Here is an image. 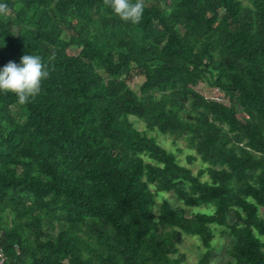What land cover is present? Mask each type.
<instances>
[{"label": "trees", "instance_id": "16d2710c", "mask_svg": "<svg viewBox=\"0 0 264 264\" xmlns=\"http://www.w3.org/2000/svg\"><path fill=\"white\" fill-rule=\"evenodd\" d=\"M0 3V67L55 53L29 103L0 93L5 264H186L183 233L196 264H264V0H146L137 24L103 0Z\"/></svg>", "mask_w": 264, "mask_h": 264}, {"label": "clouds", "instance_id": "9594fccd", "mask_svg": "<svg viewBox=\"0 0 264 264\" xmlns=\"http://www.w3.org/2000/svg\"><path fill=\"white\" fill-rule=\"evenodd\" d=\"M103 5L121 21L137 24L142 20L146 0H103ZM9 12L8 4L0 3V16H7ZM54 60L55 53L49 55L47 62L39 54L22 55L20 63L9 60L0 67V93H11L19 105H26L41 93L42 83L49 78V67Z\"/></svg>", "mask_w": 264, "mask_h": 264}, {"label": "rangeland", "instance_id": "374dc122", "mask_svg": "<svg viewBox=\"0 0 264 264\" xmlns=\"http://www.w3.org/2000/svg\"><path fill=\"white\" fill-rule=\"evenodd\" d=\"M139 79H134L133 82H131V86L134 88L138 85ZM212 92H206L207 95H213ZM131 120L134 122V125L139 130H146L145 124L141 120H136L134 118H131ZM148 135L154 136L157 139V142L164 146L166 149L174 152L180 163L187 165L192 168V170L195 172L199 165V160H196L195 162L188 164L187 162V155H195L193 151L189 150L185 143L180 141H173V138L168 135H162L157 131H147ZM166 199L167 201H170L171 205L173 206H179L180 204L175 200L174 196L172 194H166L163 197L158 198V205L161 204L162 200ZM200 209H206L205 206H200ZM183 238L181 243L179 244V250L181 253L185 255V263L186 264H196L198 259L200 258L201 253L203 252L202 246L197 239L196 236H191L183 233ZM221 243H217L216 245L220 247ZM214 258L212 260L213 264H226V255L224 253V250H221V248H217L213 251ZM225 256V258L223 257Z\"/></svg>", "mask_w": 264, "mask_h": 264}, {"label": "built area", "instance_id": "2783aa9c", "mask_svg": "<svg viewBox=\"0 0 264 264\" xmlns=\"http://www.w3.org/2000/svg\"><path fill=\"white\" fill-rule=\"evenodd\" d=\"M0 264H5V256L3 254V250L0 247Z\"/></svg>", "mask_w": 264, "mask_h": 264}]
</instances>
